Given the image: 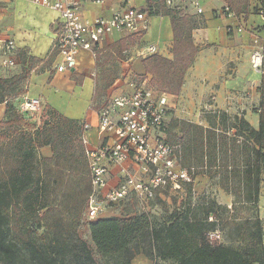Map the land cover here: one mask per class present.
<instances>
[{"label":"trees","instance_id":"trees-1","mask_svg":"<svg viewBox=\"0 0 264 264\" xmlns=\"http://www.w3.org/2000/svg\"><path fill=\"white\" fill-rule=\"evenodd\" d=\"M250 2L226 0L227 7L235 16L244 14L246 17L250 14ZM165 3L166 0H147V7L154 8L149 10L150 17L163 15L171 20L174 34L172 59L157 54L143 59L144 74L140 75V83L150 77L149 87L178 96L186 73L200 50L193 40L196 25L192 16L176 7H167ZM262 12L264 0H259L252 13L261 17ZM142 37L143 33H135L110 45V59H127L129 51L140 43ZM100 54L98 49V66H101ZM52 61L50 57L49 63ZM41 62L40 59L25 56L19 74L0 78V105L6 107L4 120L0 122V130L3 129L0 154L5 158L0 179V264H107L103 262L105 257L113 264H133L138 255L173 264H264L263 228L259 217L244 218L234 226V236L243 243L238 249L224 244H209L208 234L218 228V219L210 220L216 217L213 206L201 212L175 210L160 225H153L151 216L140 213L136 206L125 211L128 204L119 215L89 221L86 212L92 186L81 142L85 122L66 118L46 106L43 115L48 118L43 125L35 127L27 124L28 116L19 111L31 72ZM117 78L115 71L103 78L105 95ZM259 89L257 129L244 117H234L231 122L228 114L220 111L207 115V126L177 119L169 124V141L182 145L186 164L190 165L193 161L209 170L211 164L208 163H216L219 159L225 167V176L220 179L224 190L256 208L264 173V73ZM99 93L96 88L94 102ZM230 131H235L234 137L241 139L239 144L235 140L231 150L228 143ZM220 139L222 156L221 149H218ZM44 147L52 151L48 160L56 164L67 162L69 173H75L83 187L76 190L73 206L83 220L80 230L73 244L61 242L59 248L41 244L29 227V217L39 211H48L44 201L45 186L33 175L36 153ZM13 156L17 157L15 164L11 163ZM234 181H237L238 185L234 187L238 193H233L231 188ZM187 189L192 193L193 185L187 186ZM158 202L168 212L166 202ZM43 216H39L40 220ZM57 234L59 241L63 235Z\"/></svg>","mask_w":264,"mask_h":264},{"label":"crops","instance_id":"crops-1","mask_svg":"<svg viewBox=\"0 0 264 264\" xmlns=\"http://www.w3.org/2000/svg\"><path fill=\"white\" fill-rule=\"evenodd\" d=\"M79 1L83 17L89 20L97 17L111 18L115 12L128 8L141 10L147 6V0H106L104 5H97L93 0ZM196 1L199 2L202 13L197 12L194 5ZM258 5L259 0H251L250 14L247 17L244 14L228 17L223 14L224 8L227 7L226 0H173L172 6L166 4L167 7H176L192 16L196 25V29L193 31V40L200 50L192 67L186 73L181 93L178 96L168 95L171 97L170 101L172 98L174 101L168 116L169 124L172 123L174 117L185 119L184 113L181 117L183 109L201 105L206 109L214 108L219 109L220 112H226L231 119L227 107L233 105L235 101H241L236 97L239 91H247L251 86L250 82L260 87L261 78L259 80L248 79L251 70L254 71L250 63L251 54L255 49L253 37L257 34H264V21L260 16L252 13ZM0 6V29L5 35L15 40L19 55L17 66L6 72L3 78L11 77V73L12 76L19 74L22 70V59L25 56L42 60L31 72L30 79L26 84L27 93L25 96L37 98L43 108L50 106L58 112V106L63 104L59 100L63 99L65 95L68 96L69 105L71 103L72 98L67 93L74 97L79 90H84L79 88L78 84L82 82L84 86L89 87L87 86V81L91 79L89 71L106 68L110 61L115 60L110 59L111 51L108 47L133 35L129 32H114L107 36L99 44V51L102 55L109 52L108 58L99 63L101 66L96 65V58L90 52L82 51L73 71L57 73L54 70L60 62V58L54 52L53 44L61 28L58 13L22 0H0ZM240 27L243 28L242 32L238 31ZM142 33L143 37L140 43L129 51L128 58L122 61L115 60L119 66L118 69L123 73L118 76L107 91V98L129 91L130 75L140 77L144 74L142 60L151 55L140 56L141 50L154 45L157 48V55L172 59L174 34L169 17L163 15L150 17L149 28ZM50 57L53 59L51 63H49ZM13 70L17 71L13 72ZM149 80L150 77L144 81L148 84ZM93 88L87 113V108L82 111L79 118L71 113H66V115L59 113L71 120L89 123L92 127L89 137L92 143L97 144L99 142L96 129L97 111L103 103L99 101L96 104L93 101L96 89ZM5 108V105H0V122L4 120ZM237 116L244 117L251 126L258 128L259 116L257 115L253 122L251 119L253 113L250 110H246L242 115L237 114L235 117ZM47 118L48 116H45V119ZM168 139L170 140V137ZM41 152L46 159L52 157L49 147H44ZM118 172L117 168H111L108 186L104 192L117 185ZM198 178L197 175L195 183ZM116 210L117 207L111 206L106 209L104 214H109L110 217L116 216Z\"/></svg>","mask_w":264,"mask_h":264},{"label":"built area","instance_id":"built-area-1","mask_svg":"<svg viewBox=\"0 0 264 264\" xmlns=\"http://www.w3.org/2000/svg\"><path fill=\"white\" fill-rule=\"evenodd\" d=\"M55 11L59 15L61 28L53 44L60 58L55 72L73 71L82 51L96 57L99 44L114 32L142 33L150 24L149 10L128 8L118 11L111 18L86 19L82 15L79 0H22ZM104 5L106 0H93ZM167 6L173 0H166ZM198 13H202L199 2H194ZM1 13V6H0ZM223 14L236 17L228 7ZM264 21V12L261 13ZM239 32L243 28L238 29ZM251 67L264 72V34L254 35ZM157 48L150 45L139 52L140 56L153 55ZM18 47L12 38L0 29V78L18 64ZM129 91L110 96L97 111V136L99 142L92 143L89 123H84L81 142L84 147L92 191L88 199L86 217L89 221L104 215L108 207L121 210L134 202L137 210L147 216L151 204L162 190H181L195 185L196 168L184 164L182 145L169 141L168 116L172 109L169 96L149 87L143 81H130ZM41 108L37 98L24 97L19 107L23 115H30ZM112 167L118 169V183L108 186ZM212 221V218L210 219ZM211 245L223 244L219 228L208 234Z\"/></svg>","mask_w":264,"mask_h":264},{"label":"rangeland","instance_id":"rangeland-1","mask_svg":"<svg viewBox=\"0 0 264 264\" xmlns=\"http://www.w3.org/2000/svg\"><path fill=\"white\" fill-rule=\"evenodd\" d=\"M21 55V53H20ZM109 56V52L100 54V62H104ZM19 57V55H18ZM96 58V57H95ZM19 62V61H18ZM118 64L115 60L109 62L106 68H101L100 70H91L89 71V77L92 79L87 81V86H84L81 82L78 84L79 88H83V91L76 93V96L72 97L70 93H67L70 98H72L69 105L68 96L65 95L63 99H60L59 102H63L62 105L58 106L59 112L66 115L72 114L74 116L80 117L82 111H84L91 103L93 87L97 88L98 97L96 98L97 102L101 101L102 103L107 101V97L103 92V78L109 72H116V77L123 73L122 70L118 69ZM17 70H13L16 72ZM128 73V72H127ZM130 74V73H129ZM127 74V75H129ZM12 76V73L10 74ZM261 78V73L252 71L249 73L248 79H257ZM124 80V79H123ZM129 80L141 81L140 77H135L130 75ZM85 81V80H84ZM94 81V82H93ZM251 86L247 91H239V94L236 95L237 100L233 105L227 107L228 113L231 116V122H233L234 117L239 114L242 115L246 110H250L253 113L252 121L256 119L258 115L257 109L260 104V89L259 86L255 83L250 82ZM89 91V92H88ZM105 95V96H104ZM168 95V94H166ZM171 100V97H169ZM241 102V103H240ZM212 103V101H211ZM171 106L174 105V101H170ZM86 113L88 112V109ZM93 108H96L95 106ZM43 105H41L40 110L29 115L27 124L34 125L39 127L44 124L45 116L43 115ZM95 110V109H94ZM190 110V112H188ZM219 109H206L203 105L183 109L181 117L185 119H174L177 120H189L196 122L194 124L207 126L206 118L207 115L211 112H216ZM175 113V112H174ZM255 117V118H254ZM83 119V117H82ZM187 121V122H189ZM3 129L0 130V134L3 132ZM19 131V129H17ZM235 131H230L228 135V143L230 146L236 141L237 144L241 142V139L234 137ZM222 146L221 139L218 143V149L222 156ZM220 158V155H218ZM17 157L11 159V163L15 164ZM184 164L185 157H184ZM211 168L207 170L206 167L197 165L195 162L191 161V164L188 166H193L199 171L198 181L193 187L192 193L188 192L187 187H183L181 190H162L157 193V197L151 204V220L153 225L162 224L170 214L175 210H180L182 212L191 211H202L208 206H213L216 210V217L213 216L212 220L218 219V228L222 232L223 244L232 248H240L243 246V243L240 239L234 236V226L242 221L244 218H254L259 217L262 223L263 228V247H264V173L262 175V184H261V193L260 201L258 208L254 207L252 204L242 202L237 195L227 193L223 186L221 178L225 176V167L222 166L219 159L216 163L210 161ZM5 158L0 154V179L1 174L4 169ZM33 175L35 178H39L42 184L45 186L44 192V201L47 204V213L46 211H39L38 214L29 217V227L34 230V238L38 240L41 244H51L55 247H60L61 242H68L73 244L76 240L77 231L80 230L82 224V218L79 217V212L74 209V202L76 198L77 189H82L80 186L79 179L75 176V173H69L67 162L62 161L60 164H56L53 160L46 159L41 150L36 153V161L34 163ZM237 181L233 182L231 188L233 193H238L234 186H237ZM158 200H163L168 206V212L164 211L162 205ZM135 203L131 202L128 204L126 210H131L135 208ZM121 209L116 210V215L121 214ZM43 216V219L40 220L39 216ZM110 217L109 214H104L100 218ZM39 218V219H38ZM40 220V222H39ZM57 233H61L63 237L61 239L56 238ZM57 235V236H56ZM156 261V262H155ZM103 262L107 264H113V261L109 258H103ZM133 264H173L171 261H163L160 259L150 260L143 255H138L133 261Z\"/></svg>","mask_w":264,"mask_h":264}]
</instances>
